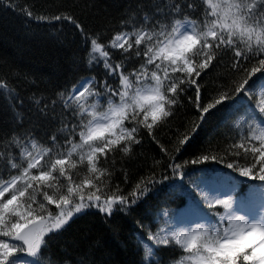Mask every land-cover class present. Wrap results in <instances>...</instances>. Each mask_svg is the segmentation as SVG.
<instances>
[{"label":"snow or ice","instance_id":"6c2138e0","mask_svg":"<svg viewBox=\"0 0 264 264\" xmlns=\"http://www.w3.org/2000/svg\"><path fill=\"white\" fill-rule=\"evenodd\" d=\"M74 7L0 0L84 53L28 107L2 62L0 264H111L89 217L136 224L132 264H264V0H134L94 28Z\"/></svg>","mask_w":264,"mask_h":264},{"label":"trees","instance_id":"16d2710c","mask_svg":"<svg viewBox=\"0 0 264 264\" xmlns=\"http://www.w3.org/2000/svg\"><path fill=\"white\" fill-rule=\"evenodd\" d=\"M89 2L91 0H20L21 4H32L37 14L45 15H54L58 8L72 6H75L73 10L77 14H81L84 5ZM95 3L96 9L85 11L81 15L87 28L100 26L104 11L115 15L116 10L112 7L114 4L126 5L134 3V0H95ZM98 10L101 11L98 13ZM24 20V17L11 11H0V73L6 71L2 64L5 60L15 64L23 72L31 73L29 79L34 83L19 88L24 105L28 107L34 102L29 99L33 93L47 95L46 89L51 84L63 82L65 79L73 82L78 79L82 73L74 72L73 61L84 53L79 37L73 36V30L66 22L62 27L59 22H52L50 25L47 22L32 21L26 25ZM6 103L0 97V119L6 111ZM116 225L118 234L99 218L89 217L81 222V227L89 230L88 234L92 239L105 246V254L111 258V264H132L137 258L133 254L137 238L134 229L137 226L130 219H118Z\"/></svg>","mask_w":264,"mask_h":264}]
</instances>
